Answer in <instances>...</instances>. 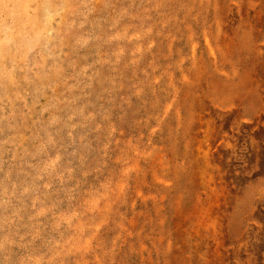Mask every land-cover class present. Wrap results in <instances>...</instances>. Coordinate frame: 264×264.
<instances>
[{"label": "rangeland", "instance_id": "rangeland-1", "mask_svg": "<svg viewBox=\"0 0 264 264\" xmlns=\"http://www.w3.org/2000/svg\"><path fill=\"white\" fill-rule=\"evenodd\" d=\"M0 264H264V0H0Z\"/></svg>", "mask_w": 264, "mask_h": 264}]
</instances>
